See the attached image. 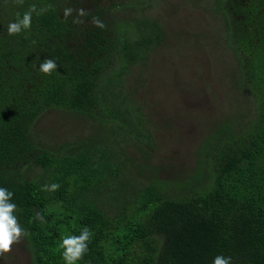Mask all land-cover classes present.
Instances as JSON below:
<instances>
[{"label":"trees","instance_id":"trees-1","mask_svg":"<svg viewBox=\"0 0 264 264\" xmlns=\"http://www.w3.org/2000/svg\"><path fill=\"white\" fill-rule=\"evenodd\" d=\"M213 1L237 63L235 84L254 110L245 122L227 116L213 125L194 175L171 183L138 178L143 171L131 169L136 159L120 144L139 143L148 156L154 128L141 126L139 107H127L123 85L162 42L161 24L114 17L106 1L0 0V187L13 193L27 233L12 248L31 264H65L58 245L85 226L92 236L77 264H213L217 255L264 264V0ZM31 5L47 11L9 36L8 23ZM65 8L73 9L67 18ZM47 58L58 65L50 75L39 71ZM53 108L107 130L51 146L36 122ZM53 183L58 190H43Z\"/></svg>","mask_w":264,"mask_h":264},{"label":"rangeland","instance_id":"rangeland-1","mask_svg":"<svg viewBox=\"0 0 264 264\" xmlns=\"http://www.w3.org/2000/svg\"><path fill=\"white\" fill-rule=\"evenodd\" d=\"M101 1L116 6L114 17L136 22L143 14L164 30L162 42L129 71L125 88L122 79L123 90H129L127 107H139L141 126L154 128L151 146L145 148L148 156L131 140L120 143L121 149L136 159L131 169L143 171L137 176L142 181L153 176L171 183L187 180L197 168L200 141L212 126L227 116L245 122L254 110L253 100L241 95L235 84L238 69L224 42V17L215 12L213 0ZM36 126L40 139L54 147L107 130L95 129L100 127L95 120L69 117L54 108L45 111ZM12 250L0 256V264H31L23 248Z\"/></svg>","mask_w":264,"mask_h":264},{"label":"clouds","instance_id":"clouds-1","mask_svg":"<svg viewBox=\"0 0 264 264\" xmlns=\"http://www.w3.org/2000/svg\"><path fill=\"white\" fill-rule=\"evenodd\" d=\"M17 5H23L24 0H14ZM47 11V7L41 8L39 11L36 9V5H31L29 10L24 12L21 17L17 13V19L15 22H9L7 25V34L9 36L18 35L23 30H28L31 28L32 24V14L41 15ZM73 9L65 8L64 16L67 18L71 15ZM79 16L86 15L84 9L78 10ZM74 23H82L80 20H74ZM93 23L96 27L104 28L105 24L97 19H93ZM58 67L55 60L47 58L39 65V71L45 75H50L52 71L56 70ZM43 190L46 191H56L59 189L60 185L58 183H53L51 185L42 186ZM13 193L4 187H0V256L11 252L12 245L18 243L23 235L27 233L21 228L18 219L13 215L17 206L14 203H10V199ZM37 218H41L40 214L37 213ZM92 236L91 230L85 226L80 235H69L62 239L61 243L58 245L62 248L61 253L65 264H77V261L83 259L85 253L88 251V242ZM231 257H224L222 255H217L213 259V264H231Z\"/></svg>","mask_w":264,"mask_h":264}]
</instances>
